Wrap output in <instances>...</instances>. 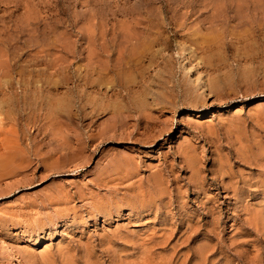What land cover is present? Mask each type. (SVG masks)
Listing matches in <instances>:
<instances>
[{"label":"rangeland","instance_id":"374dc122","mask_svg":"<svg viewBox=\"0 0 264 264\" xmlns=\"http://www.w3.org/2000/svg\"><path fill=\"white\" fill-rule=\"evenodd\" d=\"M0 144V264H264V0H0Z\"/></svg>","mask_w":264,"mask_h":264},{"label":"bare ground","instance_id":"6f19581e","mask_svg":"<svg viewBox=\"0 0 264 264\" xmlns=\"http://www.w3.org/2000/svg\"><path fill=\"white\" fill-rule=\"evenodd\" d=\"M261 15H262V14H261ZM214 24H215V23H214ZM5 29H6V28H5ZM5 34H6V33H5ZM2 37H3V36H2ZM5 37H6V36H5ZM104 37H105V36H104ZM103 40H104V39H103ZM96 42H97V41H96ZM104 42H105V41H104ZM25 50H26V49H25ZM176 52H177V51H176ZM22 54H23V53H22ZM181 54H182V53H181ZM12 58H13V57H12ZM14 58H15V57H14ZM8 59H10V58H8ZM15 60H16V59H15ZM15 60H14V62H15ZM36 60H37V58H36ZM40 60H41V59H40ZM30 61H31V60H30ZM34 61H35V60H34ZM190 61H191V60H190ZM11 62H12V61H11ZM201 62H202V61H201ZM34 63H35V62H34ZM190 63H191V62H190ZM199 63H200V62H196L195 65H200ZM14 64H15V63H14ZM16 64H17V63H16ZM10 66H11V65H10ZM10 66H9V67H10ZM11 67H12V66H11ZM11 67H10V68H11ZM7 70H8V69H7ZM188 71H189V72H192V71H193V68L190 67V69H189ZM107 72H108V71H107ZM7 74H8V73H7ZM195 75H197L196 78H195V80L197 81L196 85H197L198 88H200V89L202 90V91H200V93L203 92L204 94H206V97L208 96L209 98L213 97V96L211 95L210 92H209V94L207 95V93H208V88H207L206 86H204V85L201 83L202 73L199 74V72H198V74H195ZM7 86H8V84H7ZM10 86H11V85H10ZM206 88H207V89H206ZM198 91H199V90H198ZM162 93H163V92H162ZM200 93H199V94H200ZM203 93H202V94H203ZM204 94H203V95H204ZM208 97H207V98H208ZM218 97H219V96H218ZM11 102H12V101H11ZM95 108H96V107H95ZM4 109H5V108H4ZM13 109H14V108H13ZM2 110H3V109H2ZM11 110H12V109H11ZM6 111L8 112L9 109H7ZM6 111H4V112H6ZM96 111H97V110H96ZM2 112H3V111H2ZM98 113H99V112H98ZM95 117H96V116H95ZM147 120H148V119H147ZM96 122H97V121H96ZM59 124H60V123H59ZM8 129H9V128H8ZM4 133H5V132H4ZM4 140H6V139H4ZM17 140H18V139H17ZM22 140H23V139H22ZM10 142H11V141H10ZM3 143H4V142H3ZM5 143H6V142H5ZM68 144H69V143H68ZM0 145H1V144H0ZM3 145H4V144H3ZM9 146H10V145H9ZM12 146H13V145H12ZM16 146H17L16 149H14V148H13V149H14L15 151H17L16 153H19V152H20L19 149L21 148V146L18 145V144H17ZM1 147H2V146H1ZM14 147H15V145H14ZM22 149H23V148H22ZM18 150H19V152H18ZM5 152H6V151H5ZM7 152H8V151H7ZM13 152H14V151H13ZM23 152H24V151H22L21 153H23ZM27 152L29 153V151H27ZM9 153H10V152H9ZM19 154H20V153H19ZM19 154H18V156H19ZM23 154H25V153H23ZM21 155H22V154H21ZM8 156H9V155H8ZM16 156H17V155H16ZM16 156H15V158H16ZM11 157H12V156H11ZM24 157H25V156H24ZM24 157L21 158V161H22V159H23ZM27 157H28V156H27ZM2 158H3V157H2ZM15 158H13L14 161H15ZM19 158H20V157H19ZM6 159H8V158H6ZM1 160H2V159H1ZM1 160H0V161H1ZM9 160H10V159H8V160L6 161V163H5L4 160H3V164L5 163V164L7 165V167L9 166V167H8V170H12L13 168L11 169V167H10V164H11L10 161H11V160H10V161H9ZM16 160H17L18 162L20 161V160H18V158H17ZM17 161H16V162H17ZM16 162H15V163H16ZM1 164H2V161L0 162V165H1ZM19 164H20V163H19ZM25 164H26V162H25ZM25 164H24V165H25ZM75 164H76V163H75ZM13 166H16V165H13ZM18 166H19V165H18ZM0 167H1V166H0ZM4 167H6V166H4ZM4 167H3V165H2L1 168H4ZM7 167H6L5 170H7ZM48 167H49V166H48ZM9 168H10V169H9ZM17 168H18V167H17ZM17 168H16V169H17ZM20 168H21V167H20ZM3 170H4V169H3ZM18 170H19V169H18ZM0 171H1V173H2V170H0ZM6 175H7V174H6ZM14 175H15V174H14ZM0 177H1V176H0ZM11 253H12V252H11Z\"/></svg>","mask_w":264,"mask_h":264}]
</instances>
